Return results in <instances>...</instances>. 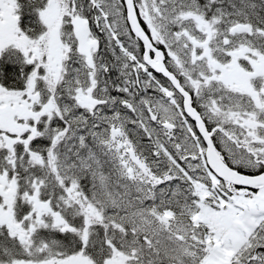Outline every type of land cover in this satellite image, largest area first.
<instances>
[{
	"label": "snow or ice",
	"instance_id": "6c2138e0",
	"mask_svg": "<svg viewBox=\"0 0 264 264\" xmlns=\"http://www.w3.org/2000/svg\"><path fill=\"white\" fill-rule=\"evenodd\" d=\"M0 264H264V0H0Z\"/></svg>",
	"mask_w": 264,
	"mask_h": 264
}]
</instances>
